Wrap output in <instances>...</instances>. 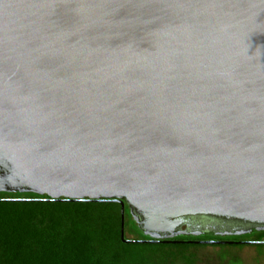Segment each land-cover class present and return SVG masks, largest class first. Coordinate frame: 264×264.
<instances>
[{
  "label": "water",
  "instance_id": "1",
  "mask_svg": "<svg viewBox=\"0 0 264 264\" xmlns=\"http://www.w3.org/2000/svg\"><path fill=\"white\" fill-rule=\"evenodd\" d=\"M0 194L264 231V0H0Z\"/></svg>",
  "mask_w": 264,
  "mask_h": 264
},
{
  "label": "trees",
  "instance_id": "2",
  "mask_svg": "<svg viewBox=\"0 0 264 264\" xmlns=\"http://www.w3.org/2000/svg\"><path fill=\"white\" fill-rule=\"evenodd\" d=\"M17 199L23 201L0 198V264H194L182 250L203 246L187 243L201 238L190 236L177 243H122L116 202H46L33 194ZM124 217V228L126 217L134 225L127 207ZM134 233L135 241L148 240Z\"/></svg>",
  "mask_w": 264,
  "mask_h": 264
},
{
  "label": "rangeland",
  "instance_id": "3",
  "mask_svg": "<svg viewBox=\"0 0 264 264\" xmlns=\"http://www.w3.org/2000/svg\"><path fill=\"white\" fill-rule=\"evenodd\" d=\"M134 228L135 225L126 217V227L124 228L126 240H138L139 236L134 233ZM251 235L239 237L245 242H249L255 238L250 237ZM182 251L191 255L194 264H264V246L203 245L190 246Z\"/></svg>",
  "mask_w": 264,
  "mask_h": 264
},
{
  "label": "flooded vegetation",
  "instance_id": "4",
  "mask_svg": "<svg viewBox=\"0 0 264 264\" xmlns=\"http://www.w3.org/2000/svg\"><path fill=\"white\" fill-rule=\"evenodd\" d=\"M20 196H26V194H0V198L5 199H17ZM35 196V195H34ZM250 237H255L249 242H245L240 237H231V238H221V237H210V240L205 238L194 239L189 241V243L202 244L208 242H217L219 245H250V246H264V231L254 232ZM196 238V237H195ZM198 238V237H197Z\"/></svg>",
  "mask_w": 264,
  "mask_h": 264
}]
</instances>
